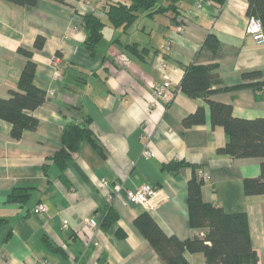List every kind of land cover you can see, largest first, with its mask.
<instances>
[{
  "label": "crops",
  "instance_id": "crops-1",
  "mask_svg": "<svg viewBox=\"0 0 264 264\" xmlns=\"http://www.w3.org/2000/svg\"><path fill=\"white\" fill-rule=\"evenodd\" d=\"M105 2L38 0L28 10L0 0V97L18 88L27 62L19 48H33L38 35L46 42L34 54V83L48 95L31 112L38 127L25 130L20 139L12 137V124L0 117V218L7 219L0 226V264H39L45 259L49 264H166L136 227L138 215L151 213L181 239L207 232L190 225L187 198L193 168H164L171 161L196 164L198 176L208 172L204 201L218 203L228 213H247L258 264H264V194L247 195L244 188L246 178L260 177L262 158L219 154L217 149L229 140L225 129L212 125L204 97H189L179 88L191 63L217 64L221 88L264 80V44L247 32L248 0H225L222 5L180 0L176 19L166 14L158 20V14L142 13L127 31L108 24L92 55L85 46L84 15L95 11L103 16ZM196 2L203 7L196 8ZM167 4L168 0H158V6ZM209 33L220 40L215 52L204 45ZM132 42L145 48L142 55L127 47ZM54 56L61 61V78L55 76ZM164 59L166 73L160 68ZM254 70L261 77H243ZM166 75L172 82L170 96L155 103L154 86ZM210 99L231 104L236 117H264V86L224 89ZM200 105L206 121L186 127L184 117ZM87 116L106 155L85 142L64 172L53 163L44 169L46 159L62 147L65 125L82 123ZM147 135L154 152L150 158L142 155ZM144 183L157 186L168 199L156 197L153 208L129 201L126 189ZM15 186L32 188L26 203L8 201ZM117 186H122L120 194L110 200ZM41 203L47 211L36 213ZM109 206L119 220L104 228L101 211ZM90 218L98 220L97 227L90 226ZM119 228L126 230L124 238L118 236ZM185 254L191 264L206 263L203 252Z\"/></svg>",
  "mask_w": 264,
  "mask_h": 264
},
{
  "label": "trees",
  "instance_id": "trees-1",
  "mask_svg": "<svg viewBox=\"0 0 264 264\" xmlns=\"http://www.w3.org/2000/svg\"><path fill=\"white\" fill-rule=\"evenodd\" d=\"M7 1L32 10L38 0ZM58 1L64 2L65 0ZM210 1L219 5L225 2V0ZM179 3L180 0H168L167 6H158V0H106L101 8L103 16L95 11L84 15V27L87 31L85 46L92 55L96 54L104 38L106 25L127 31L142 13H148L151 16L164 13L176 19L180 13ZM247 12L249 16L258 17L264 27V0H248ZM45 42V36L38 35L33 48H19V52L27 57V62L22 70L18 88L10 90L7 97H0V117L12 124V137L15 139H20L25 130H35L38 127L39 120L31 112L48 99L46 91L34 83L37 70L34 54L35 51L43 49ZM204 45L215 52L220 47V40L215 34L209 33ZM127 47L137 55H142L145 49L140 48L136 42L127 44ZM217 68V64H189L179 88L189 97H204L210 105L212 125H220L225 129L229 140L217 149L219 154H227L231 157L262 158L260 177L246 178L244 188L247 195L264 194V117H236L231 104L210 99L211 95L224 89L243 86L261 89L264 86V80L221 88L218 87L221 81ZM243 77L245 79L258 78L261 77V72L258 70L245 72ZM205 121V109L200 105L194 112L184 117L183 124L191 127ZM85 142L91 143L102 155H106L105 148L98 139L89 116L84 117L82 123L72 122L65 125L62 147L46 159L43 168L47 169V166L53 163L64 172ZM182 165H190L193 168L192 176L188 180L187 198L190 225L194 228H207L205 235L181 239L176 234L167 232L147 211L138 215L134 220L138 230L166 264H191L185 254L187 251L203 252L206 257L205 264H258L259 257L252 244L247 213H228L218 203L204 201L202 187L205 179L198 176L196 164L171 161L165 164L164 168L177 170ZM31 193V187L15 186L8 195V201L24 204L32 195ZM118 220L119 214L112 206L101 211L99 221L104 228H110ZM6 221L7 219L0 218V226ZM117 234L124 238L127 232L119 228Z\"/></svg>",
  "mask_w": 264,
  "mask_h": 264
},
{
  "label": "built area",
  "instance_id": "built-area-1",
  "mask_svg": "<svg viewBox=\"0 0 264 264\" xmlns=\"http://www.w3.org/2000/svg\"><path fill=\"white\" fill-rule=\"evenodd\" d=\"M210 2V0H208ZM195 7L198 9H201L203 7L202 2H196ZM189 13L192 12V10L188 11ZM247 32L253 36L254 40L258 44H264V27L262 24V21L254 16L250 15L248 17V25H247ZM171 44H172V39L168 41V44L166 45L165 49L167 51L171 50ZM52 63L54 65L55 69V76L57 78H61V73H60V58L58 56H54L52 59ZM167 67H168V61L163 60L160 64V68L167 72ZM171 79L168 75H166L165 80L162 83H158L157 85L154 86L153 90V96H154V102L156 103L159 99H166L168 96H170V85H171ZM150 141H151V135L146 136V141L144 143L143 149H142V155L146 158H150L154 156V152L150 148ZM200 176L203 177L205 180L208 178V172L206 171H201ZM103 185L107 186L108 181L106 179H102ZM122 189V186H117L116 188V193L114 195H110L109 199L113 200L116 195L120 194V191ZM162 191L154 185L150 184H142L139 186L137 189H126V197L129 201L137 202L144 204L147 207L153 208L156 204H154V199L158 196H162V200H167L168 195H161ZM36 213L40 212H46L47 211V206L43 203L39 204L36 206L34 209ZM88 223L92 227H97L98 226V220L96 218H90L88 220ZM64 227L68 226V221L64 220ZM39 264H49V261L47 259L39 262Z\"/></svg>",
  "mask_w": 264,
  "mask_h": 264
},
{
  "label": "rangeland",
  "instance_id": "rangeland-1",
  "mask_svg": "<svg viewBox=\"0 0 264 264\" xmlns=\"http://www.w3.org/2000/svg\"><path fill=\"white\" fill-rule=\"evenodd\" d=\"M158 20H164V19H166V14H164V13H158Z\"/></svg>",
  "mask_w": 264,
  "mask_h": 264
}]
</instances>
